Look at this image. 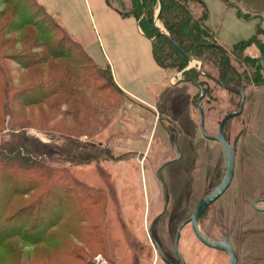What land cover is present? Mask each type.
<instances>
[{
  "label": "rangeland",
  "instance_id": "obj_1",
  "mask_svg": "<svg viewBox=\"0 0 264 264\" xmlns=\"http://www.w3.org/2000/svg\"><path fill=\"white\" fill-rule=\"evenodd\" d=\"M10 1L18 4L26 16L36 18L37 13L42 25L52 30V34H40V39L64 36L65 47L80 53L82 59L66 78L67 87L60 96L66 101L58 105L59 100L55 99L29 106L16 102L9 115L0 110V223H6L24 205L42 204V209L32 210L28 219L4 229L24 233L40 220L35 230L42 232L37 234L40 240L29 243L16 236L0 243V264H167L153 239L172 263H179L174 238L180 224L200 201L205 184L200 168L203 141L196 108L200 90L190 82H177L190 73L198 81H208L206 76L212 72L209 65L201 59L192 67L186 62L182 69L170 65L166 81L149 86L153 98L147 99V104L118 89L107 66L87 56L69 40L55 26V19L34 0ZM123 1L128 4V0L112 3L122 7ZM201 1L207 7L206 24L216 32L218 42L230 48L229 56L234 59L235 53L229 51L235 44L256 34L263 47L247 46L240 55L259 60L264 51V33L259 31L264 30V0ZM186 2L195 18L201 14L200 3ZM6 6L0 0V11ZM158 9L159 3L154 9V27L157 32L168 33L160 19L155 21ZM11 37L16 40L18 33ZM44 50L42 46L29 53L39 55ZM156 51L160 63L168 66L169 62L159 55V47ZM53 61L58 67L52 73L48 67L25 71L13 60H8L7 65L14 84L21 86L40 77L59 78L61 73L66 74L59 65L61 61ZM235 66L242 73L251 71V66L241 60ZM256 66L255 74L264 78V70ZM254 67L253 64V70ZM218 89H213L212 94ZM220 90L218 94H223ZM247 90V125L238 151L239 162L249 160L246 172H241L245 165L241 163L240 182L206 209L199 226L215 237L228 228L231 242L239 252V264H264V258L255 260L253 252L255 246L260 253V246L264 250V218L257 217L252 206L255 197L264 196V86L251 85ZM175 120L181 123L176 127L180 130L179 138L191 142V146L186 148L179 170L162 171L159 177L163 191L152 167L174 155L173 150H166L172 142L171 124ZM9 144H13V150H20L17 157L10 155L12 161L5 158L12 151ZM140 153L147 155L149 162H144ZM25 162L33 167L29 166L32 171H24L29 180L23 183L21 173H9L14 169L23 171ZM249 171L252 178L247 176ZM19 183L24 184V191L16 187L21 186ZM179 250L186 264L229 262L225 251L203 244L190 223L182 229Z\"/></svg>",
  "mask_w": 264,
  "mask_h": 264
},
{
  "label": "trees",
  "instance_id": "obj_2",
  "mask_svg": "<svg viewBox=\"0 0 264 264\" xmlns=\"http://www.w3.org/2000/svg\"><path fill=\"white\" fill-rule=\"evenodd\" d=\"M106 1L119 14H121V16L134 18L138 22V25L144 34L147 37L153 39L154 57L161 68L167 70L170 65H175L179 69H182L184 68L186 62H188V59L173 45L170 40L163 36H159L156 28L154 27V9L157 8L160 1L161 11L159 12V19L170 36L187 54L193 58L201 59L204 61V64L209 65L212 71L208 73L209 80L212 82L211 90H215V88L217 89L216 85H220L219 80L222 76L223 83L227 86H231L230 82L233 84L241 83V79L244 76H247V72L242 73V71H240L239 68L235 66L237 61L241 60V63L246 62L249 66L253 64L255 66L258 65V59L254 61L249 57L244 58L243 56L242 57L244 59H242L240 53L250 45L257 44L256 46L259 48L263 47L261 41H259L258 38L254 36L248 40L238 42L234 45V47L237 48V51L235 52L234 59H232L229 54L226 53L229 49L225 48L218 42L216 32L206 24L208 17L207 7L201 0H192L202 5V12L196 18L192 14L191 9L185 5L187 4L186 0H128V4H126L124 1L121 3L122 7L115 6L112 3V0ZM4 2L7 6L0 11V110H3L4 114L9 115L12 114L10 110L14 108L13 106L16 102L20 103L21 106H29L48 103L55 99L59 100L58 105L61 102L66 101L67 99L65 100L60 96L67 87L66 78L69 75V72L72 69H75V64L80 63L79 59H82L81 54L73 53L72 49L65 47L64 36H59L56 40L53 39V37L50 38L44 36L40 39V34H52V30H48L42 25L40 18L37 17V13L35 15L37 19L32 18L30 16H26L24 11H21L18 4H15L10 0H4ZM34 2L40 7L41 10L48 14L36 0H34ZM226 2L225 4H227ZM241 16L247 19L244 14H241ZM55 24L57 28L62 29L56 21ZM260 32L264 33V31ZM13 33H18L16 40L15 38L12 39L11 37L13 36ZM65 34L69 40L77 44L82 49V51H84L86 55L89 56L75 40H73L66 32ZM30 45H32V47H30ZM240 45L242 47L239 48L238 46ZM42 46L45 47V50L39 55H33L29 53L31 49ZM156 47H159L161 50L159 55H162V60L169 62L168 66L162 65L163 63H160ZM57 52L60 55H58ZM261 53H264V51ZM55 59H59L61 61L59 65L61 69L66 71V74L61 73L60 69L59 72L61 73L62 77L55 78L48 76L45 79L40 77L35 81L33 80L31 83H23L21 86L14 84L10 69L7 65L8 60H13L25 71L26 69L31 68L41 69V67H48V71L50 70L52 73L54 69L58 67V64L53 63V60ZM74 60H76L78 63L74 62ZM107 68L113 81L110 68ZM33 73L39 74L37 71H33ZM47 75H50L49 72ZM185 78H191L199 85L204 87V79L198 81L193 73L188 74V76ZM197 98L198 96H196V100ZM15 112L16 111H14V114ZM8 148H12V151H9L10 154L5 156L7 160L12 161V157L10 156L11 154H14V157L20 155L19 149V151L13 150V144H9ZM22 166L23 171L14 169V171L9 173V175L12 176L16 173H21L24 177L21 182L24 183L29 180V178L25 177L24 173L26 171H32L31 167L33 166L28 162H25V164H22ZM18 167L21 168V166ZM9 168L13 169V167ZM27 168H30L31 170H26ZM23 183H19L21 186H16L21 191H24L25 188L22 186L24 185ZM39 204L40 205H38L36 202L33 204L24 205L16 214L14 213L13 216H11L12 218L9 217L6 220V223L1 221L0 243L9 241L10 238H14L16 236H20L21 240L29 243H35L36 241H39L42 232H35V230L40 226V220L39 222H34L32 224L31 230L28 229V231L24 233L21 231L15 232L12 230L14 228L13 226L18 224L21 219H23V221L24 219H28V217L31 216L32 210H35L37 207L39 210L42 209V204ZM1 219L2 217L0 216V220ZM8 226L13 228L11 231L6 232L4 229H6ZM39 232L40 235L38 237L37 234Z\"/></svg>",
  "mask_w": 264,
  "mask_h": 264
},
{
  "label": "crops",
  "instance_id": "obj_3",
  "mask_svg": "<svg viewBox=\"0 0 264 264\" xmlns=\"http://www.w3.org/2000/svg\"><path fill=\"white\" fill-rule=\"evenodd\" d=\"M36 1L93 60L110 68L120 90L149 104V86L166 81L168 73L134 18L121 16L106 0Z\"/></svg>",
  "mask_w": 264,
  "mask_h": 264
},
{
  "label": "flooded vegetation",
  "instance_id": "obj_4",
  "mask_svg": "<svg viewBox=\"0 0 264 264\" xmlns=\"http://www.w3.org/2000/svg\"><path fill=\"white\" fill-rule=\"evenodd\" d=\"M255 35L256 34H254L252 37H254ZM231 50L232 51H229V53L234 54L237 51V48L233 46ZM226 53L228 54V52ZM263 54L264 53H261L259 60H257L261 70H264V67L260 63L261 56ZM255 68L256 66L254 67L253 70V65H251L250 67L251 71H247V76H244L241 79V83L233 84L232 82H230L231 86H227L223 83V76H222L221 79L219 80L220 85H216V86L217 88L221 89V90L218 89V91L220 90L221 92H223V94H218V91L213 92L214 94H212V90H211L212 82H209V80L207 81L204 79L205 84L204 87L202 86L204 88V95L200 102L201 116L198 113L199 134H200L201 142L203 141L202 142L203 146L201 145L200 147L201 148L200 168L201 171H203L202 181L205 184V185L203 184L204 192L201 199L207 197V195L213 189H215L217 186L221 184L228 169V160L225 153V146L220 140H223V142L227 145L228 150L230 152H234V172L230 185L216 201H218L229 190L230 187L236 188V186L240 182L238 169L242 167L241 163L245 164L243 165V171L241 170V172L243 173L246 172L245 168L246 165L249 163V160L247 161L242 160L239 162L238 151H239L240 138L244 134L245 126L247 125V119H246L247 116L245 113L247 108L246 104L248 100L247 88L251 85H256L257 87L264 86V84H262L264 83V78L262 77V74H255ZM206 77L208 78L209 76ZM242 94L244 95V97ZM193 100H194V96H193ZM243 101H244L243 108L240 111L241 104ZM176 122L177 120H175V122L171 124L172 132H173L172 142L170 143V148L167 146V150H166V152L168 153L171 152V150H173L174 155L172 157L169 156L168 158L163 160L160 166L155 167L153 164L152 167L154 176L158 181V184H160L163 191L164 188L159 177L162 171L165 168H168L171 171H176L177 169L179 170V168H181L182 163L184 161L186 148L191 146V142L187 140H182L181 137L179 138L180 130L178 131L176 128L178 127L176 125ZM240 123L243 125L242 128H240ZM200 124L202 125V128L200 127ZM139 156L142 158L144 162L145 160L149 162L147 155L140 153ZM250 172L251 171L248 172L247 175L249 176L248 178H252L250 175L253 174H250ZM252 206L255 209V211L258 212L257 217L264 218V196L255 197L253 199ZM205 234L217 240H223L226 238L227 235L230 239V233L228 228H225V230L222 231L219 237L212 236L208 233ZM151 239L153 238L151 237ZM232 247L237 256V264H239V252L233 244ZM260 248L262 249L261 253L258 250L259 249L258 247L255 246L253 249V252L256 254V258H254L255 260L259 257L264 258L262 253L264 252L263 247L260 246Z\"/></svg>",
  "mask_w": 264,
  "mask_h": 264
},
{
  "label": "water",
  "instance_id": "obj_5",
  "mask_svg": "<svg viewBox=\"0 0 264 264\" xmlns=\"http://www.w3.org/2000/svg\"><path fill=\"white\" fill-rule=\"evenodd\" d=\"M161 11V3L159 1V9L157 12V16H156V22H158L159 20V12ZM261 30V29H260ZM264 31V30H262ZM158 35L159 36H163L165 38H167L168 40H170L173 45L188 59V62L190 63V67L191 64L197 62L196 58H193L192 56H190L189 54H187L185 51H183V49L181 48V46L170 36L169 33L164 32L162 30L158 31ZM261 65L264 67V54L261 56V60H260ZM192 83L196 88H198L201 92V95L199 96L198 100H197V104H196V108L198 110L199 115L201 116V99L204 95V88L199 85L196 81H194L191 78H182L180 79L177 84L179 83ZM264 84V83H262ZM243 95V94H242ZM244 97V95H243ZM243 103L241 104V109L243 108ZM200 127L202 128V125L200 124ZM224 146H225V153L227 156V160H228V169L226 172V175L223 179V181L221 182V184L219 186H217L215 189H213L205 198H202L196 205V207L194 208L192 214L185 219L179 226V228L177 229L175 238H174V249L175 252L178 255L179 258V263L177 264H186L185 259L183 257V255L181 254L180 250H179V242H180V237H181V232L182 229L186 226V224L190 223L193 232L195 233L196 237L205 245L210 246L212 248H216L219 250H223L225 251L228 256H229V262L228 264H237V256L236 253L232 247L231 241L228 237V235L226 236L225 239L223 240H217L214 239L212 237H210L209 235L205 234L200 226V218L203 215V213L206 211V209L210 206L211 203L215 202L227 189V187L230 185L231 180H232V176H233V172H234V152H230L228 150L227 145L223 142V140H220ZM153 242L155 243V245L158 248L159 254L161 259L166 262L167 264H175L172 263L165 255L164 251L162 250V248L159 246V244L157 242H155L153 240Z\"/></svg>",
  "mask_w": 264,
  "mask_h": 264
},
{
  "label": "built area",
  "instance_id": "obj_6",
  "mask_svg": "<svg viewBox=\"0 0 264 264\" xmlns=\"http://www.w3.org/2000/svg\"><path fill=\"white\" fill-rule=\"evenodd\" d=\"M97 260V259H96Z\"/></svg>",
  "mask_w": 264,
  "mask_h": 264
}]
</instances>
